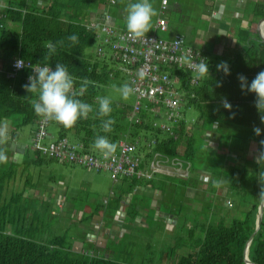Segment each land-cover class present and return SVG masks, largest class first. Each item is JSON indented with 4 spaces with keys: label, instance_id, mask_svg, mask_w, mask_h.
<instances>
[{
    "label": "trees",
    "instance_id": "trees-1",
    "mask_svg": "<svg viewBox=\"0 0 264 264\" xmlns=\"http://www.w3.org/2000/svg\"><path fill=\"white\" fill-rule=\"evenodd\" d=\"M18 2L11 0L7 7L2 9L0 7V12L3 15L0 27V123L2 119L11 121L9 135L12 140L16 139L18 130L22 126L32 123L37 125L41 118L36 115L29 102L32 94L27 93L24 89V85L27 83L24 75L27 72H24L23 77L17 80L9 77L8 72L11 70V64L15 58L20 57L32 64L47 63L54 68L57 62L64 63L69 72L78 78L77 89L79 88V79L86 77L95 82L94 85L89 86L83 97H79L93 104L94 108L96 107L95 97L106 95V87L114 81L125 83L127 80L126 75L116 67L117 61L114 59L85 54L87 49L98 44V30L88 29L82 24L91 11L90 0H49L48 4L42 7H37L35 0H21L19 4ZM79 3L83 5V8L78 12H72L71 7H75ZM255 14L257 17L264 18L263 4L255 5ZM7 20L11 26L6 23ZM13 26H18L19 29L11 30L10 28ZM73 33L79 36V43L74 46L66 40V37ZM60 40L65 41L64 46H58L56 53L46 61L44 59L47 56L45 42L55 43ZM245 42L247 43L241 51L232 60L227 61L230 66V75L226 76L222 71H217L216 65L219 63L208 62L209 77L200 79L197 85L191 86L187 73L170 69L179 77V82L174 87L182 94L181 112L184 117L186 118L185 113L188 109L192 108L197 112V118L191 121L186 118L187 122L181 120L174 125L173 135H168L153 125L156 118L149 110L142 109L140 111L141 123H133L129 120L133 105L127 106L113 101L111 118L115 119L116 123L112 132L104 133L102 131L101 120L93 112L87 119H80L72 128H65L57 124L58 137L80 142L89 152H97L92 147L97 135H106L117 145L122 140L133 142L138 137L154 138L157 141L154 151L190 162L192 174L196 155H199V151L202 150L206 154L208 152L200 146L209 139L216 141L214 150L218 146L223 148V155L227 157L229 149H234L237 152L239 149L238 141L233 133L243 131L250 139V145H256L257 153L261 148L260 142L264 140L262 113L254 106L256 99L254 94L241 91L237 77L243 74L250 83L258 72L264 71V42H251L249 38ZM107 48L109 47L107 46ZM106 52H109V49ZM224 98H227L231 103V111L222 106L221 102ZM53 122L50 121V124ZM254 126L261 128L260 136L254 134ZM231 138H233L232 143ZM205 145L207 144L205 143ZM213 151L209 149V154L212 155ZM34 153L35 159L24 161L23 164L39 165L46 162L38 152L34 151ZM255 161L244 163L241 169L225 163L218 173L206 166L210 173L215 172L217 177L225 176L224 171L227 170L229 172V175H226L227 186L230 194L235 193L241 198L250 195L252 205L243 219L234 220L228 226L220 222L214 225H206L198 223V221L194 223L190 233V236L193 234V252L182 255L174 264H246L244 250L255 229L257 209L261 202L258 196L261 187L264 186V180L261 179L264 174V161L259 163ZM3 162L8 164L9 160L0 162V167ZM252 163L254 164L252 165ZM8 165L12 169L14 163L11 162ZM249 165H251V169H249ZM5 176L11 180L12 171ZM154 178L146 181L138 178L120 179L119 182H116L117 193L112 192L115 198L111 201H104V205L96 207L85 220H92L95 215H100L103 218V223H106L107 229L114 226L113 220L119 217V212L125 213L124 219L119 217V221L122 223L126 222L125 219L128 216L135 220L138 206L136 205V208L130 212L126 210L125 206H133L132 196L142 195L135 189L144 183L151 184L154 182ZM167 178L179 180L185 187H195L196 185L192 175L187 179ZM154 184L152 183V185ZM155 188L153 187L154 190H156ZM129 198H131L130 201ZM161 201L157 202L158 209L161 207L160 204L158 205ZM227 204H230V200L227 201ZM143 209L147 211L151 208L148 205V208ZM102 210L104 214H101ZM10 223L8 209L1 210L0 264H127L114 260L110 251L107 254V246L95 247L92 243H88L83 251L76 252L73 250L74 240H67L66 236H55L46 242H39L25 234L23 228L20 229L16 226L13 229ZM197 228L200 229V234L195 237L194 233ZM249 259L254 264H264V210L262 225L249 247Z\"/></svg>",
    "mask_w": 264,
    "mask_h": 264
},
{
    "label": "rangeland",
    "instance_id": "rangeland-1",
    "mask_svg": "<svg viewBox=\"0 0 264 264\" xmlns=\"http://www.w3.org/2000/svg\"><path fill=\"white\" fill-rule=\"evenodd\" d=\"M20 1L17 0L18 4ZM10 29L18 30L19 27ZM96 48L97 44L87 49L85 54L95 56ZM112 84L119 86L123 82L114 81ZM111 85L105 88V93L112 96L113 101L127 106L134 104V96L125 101L113 93ZM185 116L191 121L197 118V112L191 108ZM36 128L37 125L32 123L18 130L16 141L26 146L25 153L12 160V169L5 162L0 167V211L8 209L10 226L13 229L16 226L23 228L25 234L39 242H46L55 236H66L67 240L82 243L88 242L94 236L92 232L97 229L105 233L107 225L103 223L102 216L95 215L92 220L85 218L96 207L104 205V201L115 198L112 192L117 193V184L106 171L59 163L42 155L40 157L46 161L43 164H23L35 159L31 139ZM48 133L51 136L49 141L59 136L56 122L50 124ZM233 135L239 149L238 152L229 149L227 157L223 155V148L218 146L214 150L216 141L209 139L205 142L209 147L205 143L200 146L208 152L199 151L193 161L195 187H185L179 180L164 175H157L152 182L154 185L142 184L145 192L133 196V206H125L128 212L138 206L135 220L128 216L121 225L118 222L120 216L115 218L113 229L120 227L121 235L104 236L107 254L110 251L114 260L127 264H174L182 255L193 252V234L190 236V233L197 221L206 225L220 222L228 226L234 220L243 219L252 205L250 195L241 198L235 193L230 194L226 177L229 172L226 170L225 176L217 177L215 172L210 173L206 168L218 173L225 163L241 169L244 163L256 160V145H250L247 134L238 131ZM209 149L214 150L212 155ZM10 171L13 176L11 180L5 176ZM217 180L223 181L220 187L214 186ZM189 188L191 190L188 191ZM159 200H162L158 203L160 210L156 207ZM229 200L230 204H227ZM148 205L151 209H143ZM103 210L101 214H104ZM138 216L144 219L143 223ZM199 231V228L195 230V237L200 234Z\"/></svg>",
    "mask_w": 264,
    "mask_h": 264
},
{
    "label": "built area",
    "instance_id": "built-area-1",
    "mask_svg": "<svg viewBox=\"0 0 264 264\" xmlns=\"http://www.w3.org/2000/svg\"><path fill=\"white\" fill-rule=\"evenodd\" d=\"M112 3L114 4V1ZM167 4L168 0H162L161 14L165 12ZM2 20L3 15L0 12V27ZM85 26L98 30L96 55L117 61L116 67L126 75V82L136 89L133 95L135 102L129 115L130 121L141 123L140 111L149 110L156 118L153 125L168 135L174 134V125L181 120L188 121L181 112L182 94L174 87L179 82V77L170 69L187 73L190 85H197L200 79L195 78L192 70L181 63L179 57L191 49L195 59H205L208 62L203 52L186 45L180 35L166 40L149 34L144 39L134 40L129 38L126 29L119 30L106 23L99 25L96 22H89ZM156 29L167 30V23L163 18L157 19ZM107 46L109 52H106ZM18 59L22 58L14 59L8 72L9 77L17 80L27 72L24 79L28 82V77L33 75L32 66L37 63L32 64L22 59L24 67L17 69L14 64ZM49 125L50 121L42 117L38 120L37 128L32 133L34 151L59 163L78 165L98 172L106 171L114 183L124 178L149 180L156 175H164L187 179L192 175L190 162L154 151L157 142L154 138L138 137L133 142L122 140L118 143L114 155L105 159L98 151H86L82 143L69 138L58 137L49 141L48 138L51 137L48 133Z\"/></svg>",
    "mask_w": 264,
    "mask_h": 264
},
{
    "label": "clouds",
    "instance_id": "clouds-1",
    "mask_svg": "<svg viewBox=\"0 0 264 264\" xmlns=\"http://www.w3.org/2000/svg\"><path fill=\"white\" fill-rule=\"evenodd\" d=\"M125 26L129 38L134 40H141L146 37L151 27L152 18L157 15L156 9L153 7L151 0H129L125 9ZM66 40L71 45L79 43V36L75 33L66 37ZM64 40L57 42H45L47 49V56L44 58L49 60L57 51V47H63ZM179 61L187 65L193 72L195 78L203 79L209 77V65L205 59H195L192 55V50L189 49L187 53L179 57ZM14 66L17 69L24 67V61L18 59ZM217 71H222L226 76L230 75V66L226 61H221L216 65ZM33 75L28 77V82L24 85L27 93L32 94L30 99L31 107L36 115L42 117L47 121H54L65 128H72L80 119H87L90 113L95 112L96 116L100 118V127L104 133L113 131L115 119L111 118L113 111V97L110 95L95 97V105L80 99L83 97L90 85L95 82L88 78L79 79V88H76L78 78L73 76L64 63L57 62L55 69L45 63L41 65L39 62L32 66ZM143 73L141 72V76ZM241 91L254 94V106L262 113L261 123H264V71H260L249 83L247 77L243 74L237 77ZM111 89L113 93L118 95L121 99L127 101L130 99L136 89L129 83L125 82L119 86L112 84ZM222 106L231 111L232 105L224 98ZM234 117V113H233ZM215 126V125H214ZM253 132L256 136L262 133L261 128L253 127ZM261 148L256 154V161H264V140L260 142ZM92 147L102 155L103 158L108 159L114 155L117 149V144L112 142L106 135H97L94 138ZM209 147V145H206ZM6 157L0 154V161H4ZM264 180V174L261 177ZM222 180L214 182L215 187H220ZM258 199L264 203V186L261 187Z\"/></svg>",
    "mask_w": 264,
    "mask_h": 264
},
{
    "label": "crops",
    "instance_id": "crops-1",
    "mask_svg": "<svg viewBox=\"0 0 264 264\" xmlns=\"http://www.w3.org/2000/svg\"><path fill=\"white\" fill-rule=\"evenodd\" d=\"M48 1L35 0L37 7L47 5ZM90 1L92 5L91 11L82 24L96 22L99 25L106 23L117 29L126 28L125 9L129 0ZM112 1H114V4ZM10 2L11 0H0L1 9L7 7ZM151 3L156 9L157 15L152 18L151 27L147 34H155L167 40L172 39L175 35H180L186 45L203 52L210 63L232 60L245 46V43L248 42H245L248 38L251 42H264L260 38V28L262 26L260 21L263 17H257L255 14V5H264V0H168L166 11L163 15H159L161 0H151ZM82 8L83 5L79 3L75 7H71V11L78 12ZM159 16L167 23L166 31L156 29ZM6 23L11 26L8 20ZM262 33L263 30H261ZM10 137L7 136L6 138L10 140ZM0 154H3L6 157L5 160H9V163L15 159L11 152L1 147ZM47 159L50 160L49 158ZM189 190L191 189L189 188ZM137 192L143 194L145 192L144 187H137ZM153 203H155V199H153ZM119 213V216L124 219L125 213ZM143 216L147 215L143 214ZM138 217L143 223L144 219L140 218L141 216ZM118 222H121V225L124 224L122 221ZM92 233H94V236L92 238L89 236L91 239L88 242L83 241L81 243L76 241L73 245V250L81 252L88 243H92L95 247H103L106 242L104 236L115 237L121 235L122 232L120 227L113 229V226H111L105 233L99 231V229ZM102 234H104L103 237Z\"/></svg>",
    "mask_w": 264,
    "mask_h": 264
},
{
    "label": "water",
    "instance_id": "water-1",
    "mask_svg": "<svg viewBox=\"0 0 264 264\" xmlns=\"http://www.w3.org/2000/svg\"><path fill=\"white\" fill-rule=\"evenodd\" d=\"M260 38L264 41V18L261 19L260 21ZM261 30H263V33L261 34ZM10 127H11V121L9 119H2L1 123H0V140L1 141V148H3L6 151L11 152L13 157L19 156V155H23L25 153L26 150V146L18 141L15 140H8L6 137L9 135L10 132ZM131 198H129L130 201ZM263 210H264V203H259L258 209H257V215H256V220H255V229L253 231V233L251 234V236L249 237L246 246H245V250H244V262L246 264H254L253 262H251V260L249 259V247L250 244L252 242V240L254 239V237L257 235L261 225H262V220H263Z\"/></svg>",
    "mask_w": 264,
    "mask_h": 264
},
{
    "label": "flooded vegetation",
    "instance_id": "flooded-vegetation-1",
    "mask_svg": "<svg viewBox=\"0 0 264 264\" xmlns=\"http://www.w3.org/2000/svg\"><path fill=\"white\" fill-rule=\"evenodd\" d=\"M8 136H10V135H8ZM7 139H8V138H7ZM9 139H10V140H12V138H11V137H10Z\"/></svg>",
    "mask_w": 264,
    "mask_h": 264
},
{
    "label": "bare ground",
    "instance_id": "bare-ground-1",
    "mask_svg": "<svg viewBox=\"0 0 264 264\" xmlns=\"http://www.w3.org/2000/svg\"><path fill=\"white\" fill-rule=\"evenodd\" d=\"M34 64V63H33Z\"/></svg>",
    "mask_w": 264,
    "mask_h": 264
}]
</instances>
